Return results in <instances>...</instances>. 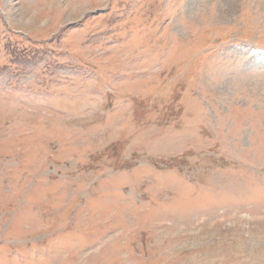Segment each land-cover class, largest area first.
I'll return each mask as SVG.
<instances>
[{
  "label": "rangeland",
  "instance_id": "rangeland-1",
  "mask_svg": "<svg viewBox=\"0 0 264 264\" xmlns=\"http://www.w3.org/2000/svg\"><path fill=\"white\" fill-rule=\"evenodd\" d=\"M0 264H264V0H0Z\"/></svg>",
  "mask_w": 264,
  "mask_h": 264
}]
</instances>
